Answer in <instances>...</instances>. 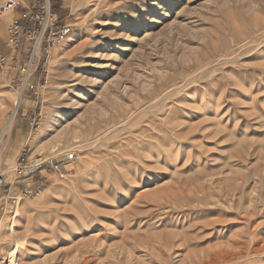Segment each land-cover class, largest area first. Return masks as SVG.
I'll use <instances>...</instances> for the list:
<instances>
[{"label":"rangeland","instance_id":"obj_1","mask_svg":"<svg viewBox=\"0 0 264 264\" xmlns=\"http://www.w3.org/2000/svg\"><path fill=\"white\" fill-rule=\"evenodd\" d=\"M52 4L72 30L33 76L45 74L38 98L16 108L18 65L0 69V173L12 180L24 146L75 158L35 198L0 200V254L12 227L20 264H115L123 251L128 264H219L240 247L228 264H264V0ZM83 225L110 248L76 249Z\"/></svg>","mask_w":264,"mask_h":264},{"label":"built area","instance_id":"obj_2","mask_svg":"<svg viewBox=\"0 0 264 264\" xmlns=\"http://www.w3.org/2000/svg\"><path fill=\"white\" fill-rule=\"evenodd\" d=\"M7 13L12 16L5 25L8 43L5 50H0V69L8 66L11 57V63L15 65L10 67L15 69L18 65L14 77L17 97L29 94L30 99H37L45 74L42 71L35 80H32L33 76L39 67H43L51 50L70 34L72 27L56 16L52 0H3L0 15ZM9 121L7 119L0 127V143ZM64 156V160H56L55 157L32 154L29 147L24 146L15 159L12 180L8 181L0 173V200L13 207L23 199L38 196L46 189L51 175H68L69 170L64 165L73 161L75 154L66 152ZM0 264H10V261L0 254Z\"/></svg>","mask_w":264,"mask_h":264},{"label":"bare ground","instance_id":"obj_3","mask_svg":"<svg viewBox=\"0 0 264 264\" xmlns=\"http://www.w3.org/2000/svg\"><path fill=\"white\" fill-rule=\"evenodd\" d=\"M10 15L11 14H6V15H0V18H2V19H4V21H6L7 19H10ZM24 99V96H21L20 98L19 97H17V96H15V98H14V105H15V107H17L18 106V104H20L21 102H22V100ZM18 108V107H17ZM15 109V108H14ZM17 110V109H16ZM14 112V111H13ZM13 116V115H12ZM11 121H13L12 120V117H11ZM9 127V126H8ZM7 170V169H6ZM47 189V188H46ZM35 198V197H34ZM20 203V202H19ZM19 203H17L15 206H14V209L16 208V207H18L19 206ZM13 209V210H14ZM176 214V213H175ZM179 214V213H178ZM192 217V216H191ZM187 218V217H186ZM179 221V220H178ZM167 222V221H166ZM159 223V222H158ZM170 223V222H169ZM175 224H176V222H174ZM11 224H12V222H11ZM82 224H84L85 225V223H82ZM124 224H125V222H124ZM123 224V225H124ZM138 224V223H137ZM146 224V223H145ZM179 224V223H178ZM14 225V224H13ZM83 225V226H84ZM87 225V224H86ZM125 225H127V224H125ZM147 225V224H146ZM153 225V224H152ZM162 225H163V223H162ZM170 225V224H169ZM74 226H76V225H74ZM73 226V227H74ZM82 226V227H83ZM154 226V225H153ZM164 226V225H163ZM167 226V225H166ZM166 226L165 227H163V228H165L166 229ZM78 227V226H77ZM80 227V226H79ZM81 227V228H82ZM76 228V227H75ZM84 228V232H80L78 235L79 236H81L82 238H81V241H79L77 244H76V249H78V250H81V253H88V254H98V255H100L101 254V252L105 249V251H106V249H108V247L110 248V245L108 246V247H104V246H102L103 244H102V242H101V236H91V235H88V234H90V231H88V229H89V226H84L83 227ZM157 228V227H156ZM167 228H168V226H167ZM80 229V228H79ZM78 228H77V230H79ZM160 229V228H159ZM10 230H11V234H12V241H13V243H14V249H13V251H10L9 252V256H10V259H9V261H10V264H20V260L19 259H17V255H18V252H19V249H20V245H21V242L19 241V239H18V237L14 234V228H10ZM79 232V231H78ZM170 234L172 233V234H177V233H174V232H169ZM177 236H178V234H177ZM84 237H87V238H84ZM181 237V236H180ZM177 240H178V238H177ZM183 240V239H182ZM171 243V242H170ZM177 243H179V242H177ZM172 245V244H171ZM175 245V244H174ZM174 245H172L173 247H174ZM181 245V243H179V245H177L178 247H181L180 246ZM115 246H116V244H115ZM172 246H169V247H172ZM116 248H118V251L119 250H122L123 251V249H126V245H118ZM175 248V247H174ZM244 248L245 247H240V248H238V250L236 251V250H225V251H222V252H218V253H216L215 255H212L213 256V258L214 259H216L217 260V262L219 263V264H228V263H230L231 261H233L236 257H240L241 256V254L243 253V250H244ZM246 249V248H245ZM250 250V249H249ZM262 250V247H260V246H257V247H255L254 246V249H251V252H260ZM115 251V250H114ZM20 252H22V251H20ZM127 252V251H126ZM125 252V254H124V251L123 252H119V253H121L123 256L122 257H119V256H121V254L118 256H115V264H128V261L126 260V259H128V255H126L127 253ZM110 253H111V251H110ZM113 253V252H112ZM115 253V252H114ZM118 253V252H117ZM118 253V254H119ZM22 254V253H21ZM20 255V254H19ZM84 255V254H83ZM114 256V255H113ZM75 257V256H74ZM127 257V258H126ZM25 258V257H24ZM131 258H132V256H131ZM113 259H114V257H113ZM130 259V258H129ZM23 260V259H22ZM24 260H26V262H24L25 264H35V260H36V256L35 255H33V254H29ZM131 260V259H130ZM215 260V261H216ZM43 261V260H42ZM47 262V261H46ZM45 262V263H46ZM75 262V261H74ZM86 262H87V260H85V263L84 264H86ZM37 264H39V263H37ZM82 264V263H81ZM192 264V263H191Z\"/></svg>","mask_w":264,"mask_h":264}]
</instances>
